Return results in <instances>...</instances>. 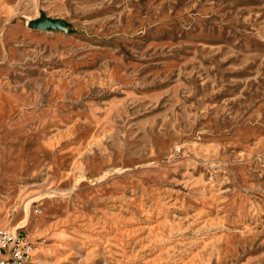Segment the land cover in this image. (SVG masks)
<instances>
[{
	"label": "rangeland",
	"instance_id": "374dc122",
	"mask_svg": "<svg viewBox=\"0 0 264 264\" xmlns=\"http://www.w3.org/2000/svg\"><path fill=\"white\" fill-rule=\"evenodd\" d=\"M13 141L28 264H264V0H0Z\"/></svg>",
	"mask_w": 264,
	"mask_h": 264
},
{
	"label": "built area",
	"instance_id": "2783aa9c",
	"mask_svg": "<svg viewBox=\"0 0 264 264\" xmlns=\"http://www.w3.org/2000/svg\"><path fill=\"white\" fill-rule=\"evenodd\" d=\"M35 249V242L22 227L0 229V264H27Z\"/></svg>",
	"mask_w": 264,
	"mask_h": 264
},
{
	"label": "crops",
	"instance_id": "0c3cea01",
	"mask_svg": "<svg viewBox=\"0 0 264 264\" xmlns=\"http://www.w3.org/2000/svg\"><path fill=\"white\" fill-rule=\"evenodd\" d=\"M18 141L8 143V146L3 150H0V212L7 211L8 215L11 216L12 199H10L5 193V181L9 180L10 177L16 175H23L27 170V156L22 149V143L17 144ZM15 215V214H14ZM12 215L11 218L14 216ZM24 226V225H22ZM6 227L1 225L0 229ZM21 227V226H18ZM17 227V228H18ZM26 228V226H24ZM27 229V228H26ZM30 263V262H29ZM28 264V263H27Z\"/></svg>",
	"mask_w": 264,
	"mask_h": 264
},
{
	"label": "water",
	"instance_id": "95a60500",
	"mask_svg": "<svg viewBox=\"0 0 264 264\" xmlns=\"http://www.w3.org/2000/svg\"><path fill=\"white\" fill-rule=\"evenodd\" d=\"M28 26L34 29L58 31L62 29V21L57 18H52L46 14H41L38 17L30 19Z\"/></svg>",
	"mask_w": 264,
	"mask_h": 264
},
{
	"label": "bare ground",
	"instance_id": "6f19581e",
	"mask_svg": "<svg viewBox=\"0 0 264 264\" xmlns=\"http://www.w3.org/2000/svg\"><path fill=\"white\" fill-rule=\"evenodd\" d=\"M4 214V212H0V216H2ZM11 227V226H10ZM12 228H14V227H12ZM15 228H17V227H15ZM35 251V250H34Z\"/></svg>",
	"mask_w": 264,
	"mask_h": 264
}]
</instances>
